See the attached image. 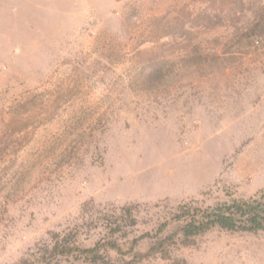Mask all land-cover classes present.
<instances>
[{"label": "rangeland", "instance_id": "374dc122", "mask_svg": "<svg viewBox=\"0 0 264 264\" xmlns=\"http://www.w3.org/2000/svg\"><path fill=\"white\" fill-rule=\"evenodd\" d=\"M260 189L264 0H0V264L75 230L126 264L180 205ZM174 240L133 264H264V231Z\"/></svg>", "mask_w": 264, "mask_h": 264}, {"label": "trees", "instance_id": "16d2710c", "mask_svg": "<svg viewBox=\"0 0 264 264\" xmlns=\"http://www.w3.org/2000/svg\"><path fill=\"white\" fill-rule=\"evenodd\" d=\"M182 28V33L184 32ZM185 33V32H184ZM166 33L164 36H168ZM134 206H124L121 213L109 216L106 229L112 235H127V227H134L136 221L131 215ZM173 229L166 235L170 228L169 222H165L157 229L154 235L144 234L133 240V264L147 257L160 256L168 258L171 255L170 241L177 237L181 246L189 247L195 243V239L205 233L219 229L231 233L257 234L264 231V189L255 192L249 198H231L229 201L216 203L212 206H201L198 203L180 205L174 215ZM130 224L128 225V223ZM77 230L64 233H53L50 244H43L35 248L30 254L20 259L15 264H52V258H64L68 264H102L107 260V249L121 253L120 247L115 242H109L101 247L95 243L88 248L77 244ZM144 239L150 240L147 252H134V247ZM176 243V242H174Z\"/></svg>", "mask_w": 264, "mask_h": 264}]
</instances>
